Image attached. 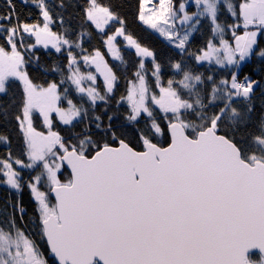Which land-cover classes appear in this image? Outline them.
Masks as SVG:
<instances>
[{"label":"snow or ice","instance_id":"obj_1","mask_svg":"<svg viewBox=\"0 0 264 264\" xmlns=\"http://www.w3.org/2000/svg\"><path fill=\"white\" fill-rule=\"evenodd\" d=\"M30 2L42 23L21 21L13 0H6L8 10L0 13V118L15 105L13 117L22 134L21 156L13 158L9 150L0 158V184L17 193L26 185L36 204V235L46 251L17 224L26 213L19 199L7 200L0 207V264H49L46 254L54 264H264V108L254 119L251 103L258 89L264 98V48L258 44V33L264 35V0H239L238 6L232 0H194L191 14L184 3L177 11L172 0H159L155 18L147 19L142 0L140 20L174 43L181 57L233 70L216 80L184 59L170 58L179 79L165 84L155 54L126 34L120 20L121 27L104 43L121 62L113 44L117 36L138 57H151L155 84L141 59L136 80L117 101L127 109L99 114L97 102L107 103L118 79L99 51L83 60L103 76L104 94L83 86L86 80L95 85L96 76L80 72L71 50L68 75L60 84L44 86L30 77L24 51L39 44H51L57 52L72 47L51 30L53 9L46 0ZM221 5L239 23L221 24ZM64 6L61 0L59 7ZM83 19L103 33L119 18L109 6L87 0ZM202 19L209 21L212 37L190 53V37ZM241 24L244 31L237 34ZM28 38L35 44H26ZM253 55L260 58L259 68L245 72L242 65ZM13 81L19 82L21 98L4 104ZM65 82L82 101L87 98L91 113L74 102L70 88L61 93ZM35 114L46 132L34 126ZM54 118L70 128L83 127L66 139L53 130ZM0 143L9 145V137L0 135ZM14 165L31 170L26 181ZM62 172L67 179H61Z\"/></svg>","mask_w":264,"mask_h":264},{"label":"trees","instance_id":"obj_2","mask_svg":"<svg viewBox=\"0 0 264 264\" xmlns=\"http://www.w3.org/2000/svg\"><path fill=\"white\" fill-rule=\"evenodd\" d=\"M188 0H172L173 5H180V3H185ZM15 4V11L19 16V19L27 23H42V17L39 15L38 9L33 5L30 0L28 3L23 2V0H13ZM46 2L52 7V15L54 22L50 25L53 32L58 34H63L65 38L72 41V47L69 49L67 45L62 48L61 52H57L55 49L44 48L42 46L33 47L29 51H24L25 59L29 61L26 68L29 72L30 77L33 79L34 83L47 86L49 82H56L60 84L62 80L68 75V63L67 55L68 51L71 50L76 56L78 61V66L84 71V60L83 56L89 55L94 56L96 51H99L101 55L108 61V65L113 68L118 79L116 82V87L114 93L107 98V103L98 102L96 108V113L99 114L105 109L119 110L124 112L127 109L126 103H117L120 97L127 95V89L129 87V82L135 79V72L139 67V58L134 54V52L125 47L124 43H121L120 55L122 57L123 63H117L113 60L109 54L104 43L108 34L113 31V27H110L106 32L101 33L94 26H91L89 22L83 19V9L87 6V0H63L64 7H59L61 0H46ZM102 6H109L111 11L114 12L118 20L112 26L121 27L120 20L124 21L123 28L126 34L131 35L142 47H146L155 54V58L158 62L162 64V75L167 72L171 75L172 79H179L170 67V58L172 59H184L189 66L193 68L194 71L203 73L205 77L208 75H214L216 80H220L228 76V73L232 71V68L221 69L219 67H210L208 65H197L194 63V59L189 60L187 55L184 57L180 56L178 49L172 48L171 45L167 44L159 35L143 25L139 20L140 11V0H97ZM234 5L239 4V0H232ZM8 10V5L6 0H0V13H4ZM194 12V11H192ZM61 17L63 18V23H61ZM219 22L221 24H233L236 21L235 18L231 17L230 13L227 11L223 5L220 7ZM242 27L237 29V32H241ZM83 33V35H82ZM212 37L211 27L207 19H202L201 24L198 26V30L190 37L188 43V52L195 53L198 49L204 47L208 39ZM226 38L232 39L231 32L228 31ZM219 42L218 39L216 41ZM3 41L0 40V44ZM26 44H35L33 38H28L25 41ZM80 44L77 48L75 45ZM258 44L259 47L264 48V35L258 33ZM38 58V59H37ZM260 58L253 55L250 60L245 62L242 67L245 72L249 69L255 67L259 68ZM147 69V75L152 77V65L150 63L145 64ZM97 74V73H96ZM153 78V77H152ZM95 87L101 94H104V84L99 75L96 76ZM65 88H70V96L73 98L74 102L78 105L82 104L85 109L92 112V108L89 105L86 97L81 100V96L75 92L74 86L70 85V82H65L61 84L60 91L63 93ZM22 95V89L19 86L18 81L12 82V87L9 90V95L3 98L4 104H8L10 99H15L17 104ZM251 103L256 105V111L253 113V118L255 119L264 108V98L260 96V90L258 89ZM64 106L66 102L63 103ZM18 111V108L13 105L8 109V116L6 119L0 118V135H6L9 137L10 144L4 145L0 143V158H6L7 153L11 150L13 158L21 156L22 149V134L19 131L17 122L15 121L13 114ZM33 124L38 131H47L44 128L41 118L38 114L34 115ZM83 125L77 124L75 128H70L69 126H60L57 124V120L54 118V131L60 132L62 136L69 137L74 132H79ZM163 143V138H161ZM21 171L22 177L25 179L27 175L30 174L29 169H19ZM66 177L68 173L64 172ZM65 177V175H64ZM62 178V176H61ZM3 179V177H0ZM43 190V189H42ZM19 199L22 206L25 207L26 213L24 217H32L37 215L35 208V201L32 199L29 190L26 185L19 193L15 190L10 189L7 185L0 184V207L7 200L16 201ZM19 219H17V224ZM30 231L34 239H40L36 235V226L30 227ZM43 244V250L46 251V245L41 240ZM49 255V254H48ZM257 258V254H253V259Z\"/></svg>","mask_w":264,"mask_h":264},{"label":"rangeland","instance_id":"obj_3","mask_svg":"<svg viewBox=\"0 0 264 264\" xmlns=\"http://www.w3.org/2000/svg\"><path fill=\"white\" fill-rule=\"evenodd\" d=\"M141 3H142V0H140V11H139V17H140V15H141ZM185 5H186V10L189 12V14H191L192 13V11H196V7H195V3H194V0H188V1H186L185 3H184ZM172 5H173V3H172ZM190 5V6H189ZM173 7L178 11L179 10V5L178 6H175V4L173 5ZM159 8H160V5H159V0H144V3H143V14H144V16H145V19H147L149 16H153L154 18H155V16H156V14L158 13V11H159ZM139 20H140V18H139ZM140 22L143 24V25H145L147 28H149L150 30H152L153 32H155L157 35H159L167 44H169V45H171V47L172 48H175V45H174V43H170L169 42V40L166 38V36H162L158 31H156L155 29H153V28H151L148 24H145L143 21H141L140 20ZM114 23H116L115 21H112V22H110V24L109 25H107V26H105V31L104 32H106V30L108 29V28H110V27H113V31L110 33V34H108V35H114L115 34V31H116V28H118V26H112V24H114ZM237 23H239V22H237ZM51 27V26H50ZM241 27L243 28V26H242V24H241ZM51 30H52V27H51ZM176 30L178 31V32H180V34L181 35H183V28H182V26L180 25V23H179V21L177 20L176 21ZM53 31V30H52ZM243 31H244V29L241 31V32H237V34H242L243 33ZM103 32V33H104ZM102 33V32H101ZM107 35V36H108ZM106 39H107V37H106ZM105 39V40H106ZM124 43V45H125V47L126 48H128V49H130V50H132L133 52H134V54L136 55V50H135V48H132V47H130V46H128V43H127V41L124 39V37L123 36H117V38H116V40L115 41H113V44L115 45V48H116V50H119V52H120V50H121V43ZM37 46H42V47H44L43 46V44H39V45H37ZM63 47H65V45L64 46H62V48ZM106 47H107V50H108V54H109V56L113 59V60H116V59H114L113 58V55H112V53H110L109 52V46L108 45H106ZM45 48V47H44ZM47 48H49V49H55V48H53L52 46H51V44L47 47ZM179 51V50H178ZM137 56V55H136ZM138 57V56H137ZM104 58V57H103ZM139 58V62H140V60L141 59H143L144 60V63L146 64V63H150L151 65L153 64V61H152V58L151 57H146V58H142V57H138ZM250 60V59H249ZM104 61L105 62H108L105 58H104ZM117 61V63H123V62H121V60H116ZM247 62V61H246ZM194 63H195V61H194ZM245 63V62H244ZM108 64V63H107ZM196 64V63H195ZM203 64H205V65H208V66H210V67H216V65L215 64H208L207 62H204ZM202 64V65H203ZM218 67V66H217ZM81 67H79V69H80ZM226 68H230V67H225L224 69H226ZM80 72L82 73V74H87V73H92L93 75H95V76H97V75H99L100 77H101V80H102V82H103V84H104V78H103V76L100 74V72H98L97 70H96V66H95V64H92V63H88V64H86L85 62H84V71H82V69H80ZM97 73V74H96ZM146 76H147V78H148V80H149V82L150 83H152V85L154 86V84H155V81H154V78H152L151 76H149V75H147V73H146ZM161 79H162V81L166 84V82H167V80L168 79H172V77H171V75H169L167 72H165V73H163V75H162V77H161ZM136 80V76H135V79L132 81V82H134ZM96 83V82H95ZM83 86L84 87H90V86H95V85H93V83L91 82V81H84V83H83ZM255 96V95H254ZM87 99V98H86ZM99 102V101H98ZM97 102V103H98ZM127 104V103H126ZM62 106H64L63 104H62ZM64 107H66V106H64ZM53 117H55V114H53ZM57 120V124L58 125H60V126H62V127H64V126H66V125H63V124H61L60 122H59V120L58 119H56ZM41 122H42V119H41ZM42 124H43V122H42ZM68 137H66V139H67ZM64 175H65V177H64ZM61 176H62V180H64V179H67L68 177H66V174L64 173V172H62V174H61ZM27 178H29V174L27 175ZM27 179L25 178H23V181H26ZM22 181V182H23ZM25 187V186H24ZM24 187H23V189H24ZM19 215V214H18ZM37 219V215H35V216H32L31 218L30 217H27V218H25L24 217V219H23V221H21V220H19V222H18V224L21 226V227H23L24 228V230L26 231V232H28V233H31V231H30V227H35V224L33 223V221H35ZM32 234V233H31ZM40 245H41V249L43 250V244H42V242H41V240H39V239H35ZM49 257H51L50 255H48V254H46V259H48L49 260V264H53V262H52V259H49Z\"/></svg>","mask_w":264,"mask_h":264},{"label":"flooded vegetation","instance_id":"obj_4","mask_svg":"<svg viewBox=\"0 0 264 264\" xmlns=\"http://www.w3.org/2000/svg\"><path fill=\"white\" fill-rule=\"evenodd\" d=\"M49 259H52V262L54 261L52 257H49ZM53 264H54V262H53Z\"/></svg>","mask_w":264,"mask_h":264},{"label":"water","instance_id":"obj_5","mask_svg":"<svg viewBox=\"0 0 264 264\" xmlns=\"http://www.w3.org/2000/svg\"><path fill=\"white\" fill-rule=\"evenodd\" d=\"M253 254H256V252L254 251Z\"/></svg>","mask_w":264,"mask_h":264}]
</instances>
